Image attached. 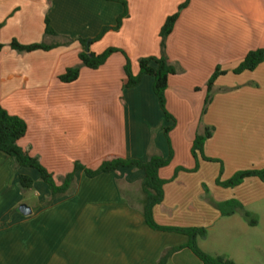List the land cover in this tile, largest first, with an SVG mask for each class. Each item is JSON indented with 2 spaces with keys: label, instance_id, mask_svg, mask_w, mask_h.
I'll list each match as a JSON object with an SVG mask.
<instances>
[{
  "label": "crops",
  "instance_id": "crops-1",
  "mask_svg": "<svg viewBox=\"0 0 264 264\" xmlns=\"http://www.w3.org/2000/svg\"><path fill=\"white\" fill-rule=\"evenodd\" d=\"M121 1L128 16L120 29L107 31L90 47L95 54L109 48L120 52L98 70L82 67L76 82L62 84L59 76L80 65L78 39H95L104 28L116 27L124 5L0 0V105L27 124L19 146L58 184L76 163L96 169L115 158L146 162L151 148L165 159L173 154L159 172L167 184L163 203L153 211L155 223L205 228L206 238L198 240L204 252L236 264H264V182L249 178L234 191L219 187L209 165L214 163L200 160L193 172L191 154L196 134L212 127L206 157L242 162L229 167L225 181L241 171L245 160L252 164L244 168L264 170V63L234 74L250 51L264 49V0ZM186 1L189 5L166 42L170 62L183 70L169 78L166 91L173 122L159 106L154 78L144 75L138 86L126 89L124 66L128 57L136 76L142 58L160 56V30ZM46 18L58 37L45 34ZM14 40L58 46L17 52L10 47ZM217 67L227 73L215 83L222 95L201 118L206 84ZM164 127H172L168 136ZM219 145L222 152L216 150ZM209 171L214 176L205 180ZM20 175L32 177V189H21ZM144 178V171L134 168L95 177L80 170L74 192L50 203L48 186L35 170L16 168L11 157L0 154V264H158L165 252L186 246L189 239L147 224ZM27 191L35 198L30 202ZM230 200L239 201L257 225L251 227L240 213L222 216L218 205ZM23 204L31 208L30 215L20 213ZM166 264L202 263L184 248Z\"/></svg>",
  "mask_w": 264,
  "mask_h": 264
},
{
  "label": "trees",
  "instance_id": "trees-1",
  "mask_svg": "<svg viewBox=\"0 0 264 264\" xmlns=\"http://www.w3.org/2000/svg\"><path fill=\"white\" fill-rule=\"evenodd\" d=\"M110 2H121L125 9L124 12L119 16L117 20V25L114 28H104L100 35L95 39H78V42L82 46V51L79 53L78 57L80 60V65L68 68L64 74L59 76V81L62 84H71L78 80L80 76V70L82 67H86L91 70H98L106 64L108 59L115 53L120 52L116 48H109L101 54H95L90 52V47L93 43L100 40L103 35L111 30L120 29L122 21L128 16V10L126 3L121 0H106ZM189 5V1H186L178 8L177 12L170 15L164 25L160 30L161 39V54L158 57H147L142 58L139 61V74L134 76L132 73L131 62L128 57H126V64L124 66V72L126 75L125 88L130 89L138 86L141 81L142 76L148 75L154 78L153 92L158 99L159 106L163 111L166 119L168 121L175 122L174 118L166 110V91L169 85V78L171 76L181 74L183 70L172 64L166 54V41L167 38L172 34L174 27L180 18L181 12ZM45 34L47 36L58 37L50 26L49 19L46 18L45 21ZM58 45H46L43 43L32 44V45H22L17 41H12L10 47L17 52H34L38 50L49 51ZM4 46L0 44V52ZM262 63H264V49H257L250 51L244 60L239 64V66L234 70V74L239 75L243 72H252L258 68ZM227 74L222 71L220 67H217L214 73L209 78L206 84V99L204 102L203 114L206 113L207 108L212 102V92L215 89V83L218 77ZM26 122L17 117L10 115L1 105H0V154L11 157L15 161L16 168L24 167L35 170L42 180L48 186L51 194L50 203L64 196L70 195L75 190L76 184V173L80 170H84L88 177H95L102 173L115 172L120 168H134L143 170L145 173V178L142 182L143 191L146 193V205L143 209L144 216L146 218L147 224L154 230L162 232H172L182 234L188 237L189 241L186 246L170 249L164 253L158 264H166L169 257L179 250L184 248L190 250L202 264H236L234 261L227 259L224 256H211L204 252L198 245L199 239H204L207 236V230L205 228H179V227H161L158 226L153 218L154 208L161 205L164 201V187L167 184L166 180H163L159 176V172L162 168L170 164L173 154H171L169 159H165L162 156L154 153L150 149L149 159L146 162H141L138 160H125L121 158H115L110 160H105L96 169H89L82 166L79 163L75 164L74 171L62 178L60 184L56 182L55 177L51 174L40 161L32 157L28 152L24 151L18 144V142L25 137L27 133ZM172 127H164L165 134L168 136ZM214 134V128L205 127L201 133L196 134L191 148V154L196 161V167L193 172L198 169L199 161H206L210 163H219L222 167V163L219 160L206 157L204 153V147L206 142L212 138ZM183 170L178 169L176 174ZM184 171V170H183ZM258 178L264 182V170H246L237 172L232 178L227 181L221 182L219 179L216 184L227 189H233L240 186L246 179ZM19 185L23 191L30 190L34 186V180L28 175L19 176ZM222 216H230L235 213H240L244 219L248 222L251 227L257 225V221L247 212L243 205L237 200H230L225 203L218 205Z\"/></svg>",
  "mask_w": 264,
  "mask_h": 264
},
{
  "label": "rangeland",
  "instance_id": "rangeland-1",
  "mask_svg": "<svg viewBox=\"0 0 264 264\" xmlns=\"http://www.w3.org/2000/svg\"><path fill=\"white\" fill-rule=\"evenodd\" d=\"M167 42V41H166ZM225 91H228V90H225ZM218 93H222V92H220V91H217V89H214L213 90V92H212V102H213V99L217 96V95H219V96H217V97H220V95H222V94H218ZM207 94V93H206ZM205 94V95H206ZM205 99H206V96H205V98H204V101L202 102V104H201V114H200V117L202 118V116L204 117L206 114H207V112H208V108H207V111H206V113L205 114H203V110H204V102H205ZM211 102V103H212ZM210 106V105H209ZM215 131V130H214ZM210 140V139H209ZM216 150H219L220 152H222L223 151V148L219 145V147L218 148H216ZM232 152H235V151H232ZM219 160H221L222 161V167H223V170H222V167H221V165L219 164V163H214V164H209L211 167H214V169H215V177H216V181L219 179L221 182H223V181H225L224 180V176L226 175L227 176V174L230 172V166H233V163H236V165L238 166L239 164H241L242 162H239V161H232V160H228L227 161V163H224V160H222V159H219ZM245 162L246 163H250V164H246V163H244V166H246V165H248V166H250V168H251V162L250 161H248V160H245ZM225 164H226V166L227 167H225ZM244 166L243 167H241L244 171L245 170H248L249 168H244ZM241 169V171H243ZM238 172H240V170L238 171ZM222 173H223V175H222ZM211 174V175H210ZM217 174V175H216ZM222 175V176H221ZM205 177V180H209V178L211 177V178H213V176L214 175H212V171H209V175L207 174V173H205V175H204ZM217 185V184H216ZM217 186H219V185H217ZM219 187H221V186H219ZM223 188V187H222ZM235 189L233 188V191H234ZM27 193H29L30 195H28V194H26V198H27V201L28 202H30L29 200H31V198L32 199H35L34 197H33V195H31V192H28L27 191ZM260 260L264 263V256H261L260 257Z\"/></svg>",
  "mask_w": 264,
  "mask_h": 264
},
{
  "label": "water",
  "instance_id": "water-1",
  "mask_svg": "<svg viewBox=\"0 0 264 264\" xmlns=\"http://www.w3.org/2000/svg\"><path fill=\"white\" fill-rule=\"evenodd\" d=\"M19 211L21 214H23L24 216H28L32 213V210L30 207H28L27 205L23 204L19 207Z\"/></svg>",
  "mask_w": 264,
  "mask_h": 264
}]
</instances>
